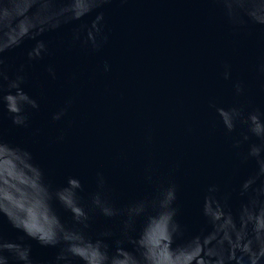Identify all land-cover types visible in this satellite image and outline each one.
<instances>
[{"label":"water","instance_id":"95a60500","mask_svg":"<svg viewBox=\"0 0 264 264\" xmlns=\"http://www.w3.org/2000/svg\"><path fill=\"white\" fill-rule=\"evenodd\" d=\"M11 3L7 15L0 7V43L37 24L47 27V18L67 7V0H55L47 8V0ZM255 7L264 10L259 0ZM98 11L104 13L107 36L98 50L73 42L71 24L37 37L48 43L49 53L26 64L24 88L40 107L30 110L26 130L12 126L0 105L5 139L28 147L54 185L77 175L91 192L97 172H103L120 205L153 187L145 181L149 167L154 183L174 180L183 232H168L152 214L136 217L131 225L132 239L157 264H264V156L241 161L232 147L237 133L226 132L216 111L234 104L248 110L264 107L255 73L264 56V26L233 32L211 0H110L77 23L91 24ZM34 43L25 39L5 53L10 75ZM226 65L230 79L224 78ZM236 80L244 81L245 96L235 95ZM65 107L61 119L53 120ZM253 143L260 142L253 137L240 151ZM0 163L6 173L0 198L25 210L35 227H43L47 204L36 178L25 171L31 165L11 150ZM211 184L218 191L209 194ZM206 195L213 197L207 207ZM56 209L70 225V214L59 205ZM118 224L97 216L86 239L106 225L115 231ZM0 230L10 241L24 237L36 261L56 254L57 249L13 228L2 213Z\"/></svg>","mask_w":264,"mask_h":264},{"label":"clouds","instance_id":"9594fccd","mask_svg":"<svg viewBox=\"0 0 264 264\" xmlns=\"http://www.w3.org/2000/svg\"><path fill=\"white\" fill-rule=\"evenodd\" d=\"M54 2L55 0H47L46 8ZM109 2L110 0H67V7L47 18L49 21L47 27L37 24L35 27L23 30L18 38L8 43H0V105L7 110L12 126L29 129L30 110H38L40 107L38 101L24 88L27 82L26 64L43 59L49 53L48 43L37 37H40L45 30H54L62 24H71L73 42L82 41L92 49L98 50L107 40L104 33V13L98 11L91 24L77 22ZM211 2L220 6L233 32H248L252 25L264 26V10H257L255 7L257 0H211ZM259 3L264 4V0H259ZM0 7L5 9L7 15L12 7L11 0H2ZM53 20L54 23L51 22ZM25 39L35 40V43L27 50L26 60L10 75L5 53L20 47ZM225 67L224 78L230 79L231 72L227 65ZM104 69L105 71L109 69L107 62ZM47 71L55 78V70L51 65L48 66ZM255 73L259 88L264 91V56L256 64ZM233 88L237 96L247 94V87L242 80L234 81ZM68 103L70 104L71 101ZM66 111L67 107L61 108L53 114L52 119L60 120ZM216 111L226 132L237 133L232 147L241 161L264 156V107L257 106L253 110H248L243 104H234L228 108L218 107ZM38 132L39 129H36L32 135L35 136ZM253 137L260 143L249 144L247 151L241 152V146ZM57 139L62 141L64 137L61 135ZM7 150H11L17 157L31 165V168L25 171L30 176H34L41 186L48 214L44 226L37 228L31 217L26 215L25 210L4 202L2 198H0V213L8 218L13 228L24 232L26 237L57 251L49 261H36L31 255V245L24 242V237L18 241H10L0 230V264H157L156 260L132 239L130 232L134 219L152 214L172 234L182 233L185 229L179 218L181 214L179 185L171 179L154 183L153 170L150 167L146 170L145 181L153 184V187L147 193L120 205L112 197L103 172H97L96 188L91 192L86 190L85 184L77 175H69L65 183L54 185L28 147L12 144L5 139L0 123V160ZM5 176L4 167L0 163V191L6 187ZM207 191L209 194L215 193L218 191V186L211 184ZM212 199V195L205 196L206 207ZM56 205L70 214V225H65L57 215ZM97 216L103 217L106 221H119V224L115 231L111 225H106L93 239L88 240L86 232L92 228Z\"/></svg>","mask_w":264,"mask_h":264}]
</instances>
